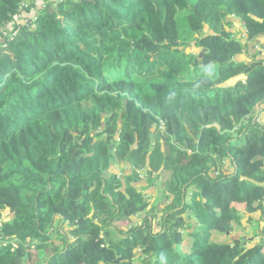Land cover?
<instances>
[{"label":"trees","instance_id":"obj_1","mask_svg":"<svg viewBox=\"0 0 264 264\" xmlns=\"http://www.w3.org/2000/svg\"><path fill=\"white\" fill-rule=\"evenodd\" d=\"M28 1L0 0V264H264L232 205L264 214V0Z\"/></svg>","mask_w":264,"mask_h":264},{"label":"rangeland","instance_id":"obj_2","mask_svg":"<svg viewBox=\"0 0 264 264\" xmlns=\"http://www.w3.org/2000/svg\"><path fill=\"white\" fill-rule=\"evenodd\" d=\"M33 1V5H29L27 7L31 8V13L34 12V10H38L44 3V0H32ZM46 1H53V0H46ZM25 2L29 3L28 0H25ZM22 10L19 12L21 13ZM18 14V13H17ZM16 14V15H17ZM15 15V16H16ZM22 15L26 16V13L23 12L22 14L18 15L16 18L14 17L11 21V26L6 29V31H10L14 28H16V26H19L22 22L24 24L28 23V17L26 16V18L24 19L22 17ZM233 21L235 22V26H231L229 28V30L233 33V36L235 38H238V39H241L243 41L244 39V33L242 32V29H241V26H240V23H239V19L237 17H232ZM264 41V39H263ZM253 47H251L249 53H252L253 51L255 52H258V53H255L256 55L258 56H261L264 58V47L262 46H255L254 44L251 45ZM186 50L187 52H194L196 51L197 52V49L194 48L193 45H190V46H186V48L184 49ZM257 120H259L260 122H262L264 120V113L260 115V118H258ZM227 164V162H226ZM113 171L114 173H116L117 175H121L123 174L125 171H126V167L120 162V163H117L115 164L114 168H113ZM139 174H140V178H142L143 181L139 182L136 184V186L139 188V189H144L145 193L148 192V195H147V198L151 204V209L148 210V211H145L139 215H136L133 217V223H137L139 224L143 219L144 217L150 215V216H153V219L154 217L156 219H154V221L160 223L159 221V217L161 216L162 212L164 211L163 207H164V203H165V192H164V185H165V178L167 176V174H162L160 175L159 178H157L155 180V183L154 185H149L148 182L146 180H144V176H145V173L142 172V171H139ZM169 201H166V203H168ZM252 206H257V202L256 201H253L252 203ZM232 205L237 208L239 211H241L242 213V223L244 225H242V228L241 226L238 227V234L240 235H244V236H247V237H253L255 240L257 239V237L254 235L258 232V228H257V225L260 224V223H263V220H264V214H260V211L261 209H258L256 211H251V210H248L247 209V206H246V200H241V201H235V202H232ZM2 216L4 219L8 220L11 218L12 214L10 213L9 210H3L2 211ZM261 217L262 219H259L257 222H253V221H250V218H254V220L256 218H259ZM156 222V223H157ZM130 221H119L116 223V227H115V231H117L118 229L122 230V231H125L126 229H128L129 225H130ZM62 230L66 231L67 230V227L66 226H61L60 227ZM156 228H158V226H156ZM111 234H116L114 231L111 232ZM53 235H55V233H53ZM56 236V235H55ZM185 240L183 241V243L180 245V249L182 251H186L188 249V237L185 235ZM28 241V240H27ZM33 240H29L28 243L29 245H32V242ZM49 244L51 246H62L61 245V241L55 237V238H52L51 241L49 240L48 241ZM28 245V246H29ZM28 251L30 252V254L32 255V259L30 261H28V264H38L37 260V255L39 254V251H37L34 247L30 246L28 248ZM46 258V257H45ZM44 258V259H45Z\"/></svg>","mask_w":264,"mask_h":264},{"label":"built area","instance_id":"obj_3","mask_svg":"<svg viewBox=\"0 0 264 264\" xmlns=\"http://www.w3.org/2000/svg\"><path fill=\"white\" fill-rule=\"evenodd\" d=\"M13 245H15L14 243H12Z\"/></svg>","mask_w":264,"mask_h":264},{"label":"water","instance_id":"obj_4","mask_svg":"<svg viewBox=\"0 0 264 264\" xmlns=\"http://www.w3.org/2000/svg\"><path fill=\"white\" fill-rule=\"evenodd\" d=\"M201 55V54H200Z\"/></svg>","mask_w":264,"mask_h":264}]
</instances>
